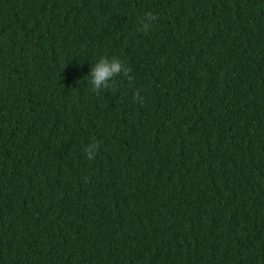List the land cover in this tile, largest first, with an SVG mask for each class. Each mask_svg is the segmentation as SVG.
Segmentation results:
<instances>
[{"label":"trees","instance_id":"1","mask_svg":"<svg viewBox=\"0 0 264 264\" xmlns=\"http://www.w3.org/2000/svg\"><path fill=\"white\" fill-rule=\"evenodd\" d=\"M0 264H264V0H0Z\"/></svg>","mask_w":264,"mask_h":264},{"label":"clouds","instance_id":"2","mask_svg":"<svg viewBox=\"0 0 264 264\" xmlns=\"http://www.w3.org/2000/svg\"><path fill=\"white\" fill-rule=\"evenodd\" d=\"M157 19V17L151 13H146L140 19L141 31L148 32L151 30L153 22ZM130 69L127 68L122 61L117 58H112L109 60L108 58H101L92 68L89 73L91 76V84L93 86V90L99 92L101 89H107L110 86H113L115 83L114 78L118 76H125L129 80L131 77L129 76ZM99 149V143L94 142L88 145L85 148L86 156L89 160H94L96 153Z\"/></svg>","mask_w":264,"mask_h":264}]
</instances>
